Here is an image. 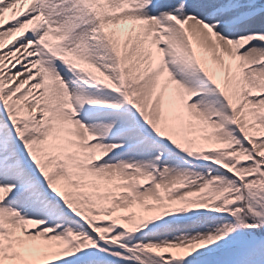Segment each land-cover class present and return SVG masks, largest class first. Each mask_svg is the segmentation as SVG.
Masks as SVG:
<instances>
[{"label": "snow or ice", "instance_id": "snow-or-ice-1", "mask_svg": "<svg viewBox=\"0 0 264 264\" xmlns=\"http://www.w3.org/2000/svg\"><path fill=\"white\" fill-rule=\"evenodd\" d=\"M0 264H264V0H0Z\"/></svg>", "mask_w": 264, "mask_h": 264}]
</instances>
